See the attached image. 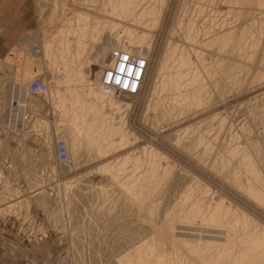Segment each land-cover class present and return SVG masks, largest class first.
<instances>
[{"label":"rangeland","instance_id":"rangeland-1","mask_svg":"<svg viewBox=\"0 0 264 264\" xmlns=\"http://www.w3.org/2000/svg\"><path fill=\"white\" fill-rule=\"evenodd\" d=\"M123 2L17 0L24 8L16 21L22 34L13 37L18 69L49 84L35 139L45 165L38 180L16 176L17 188L1 191L0 234L46 254L28 264H124L140 245L150 248L148 264L159 256L201 264L197 237L180 235L177 224L199 225L206 205L223 201L234 213L223 219L235 228L233 255L249 260L259 251L253 264H264V0H134L132 10ZM114 49L149 60L139 95L122 98L129 105L120 112L94 98ZM91 105L116 127L108 137L114 152L97 160L101 142L94 132L87 140ZM120 125L128 138L122 149ZM54 134L68 143L69 168H56ZM33 224L42 240L17 231Z\"/></svg>","mask_w":264,"mask_h":264},{"label":"crops","instance_id":"crops-1","mask_svg":"<svg viewBox=\"0 0 264 264\" xmlns=\"http://www.w3.org/2000/svg\"><path fill=\"white\" fill-rule=\"evenodd\" d=\"M16 2L17 0H0V115L7 106L11 90L13 88L20 90L33 78H31L30 72L26 74L25 70L20 71L18 69L20 65L17 64V55L14 50L15 39L13 37L22 34L21 28L24 24L17 25L16 21L22 19L23 15L18 13L24 8L19 5L16 9ZM23 67L22 64L21 68ZM27 78L30 79L27 81ZM36 103L40 105L41 102L39 103L38 100ZM54 120V116H49L51 131L54 130ZM40 123V121L32 122L29 125L27 131L24 132L26 140L22 143L16 140L17 137L6 132L0 124V182H3L0 193L5 189L15 190L17 187L13 181L17 177L34 180L41 178L43 165H45L42 153L45 152V149L35 140L40 135L36 131L37 128H40ZM45 255L22 244L16 235L5 236L0 234V264L6 262L28 264L26 260L28 257L44 259L46 258Z\"/></svg>","mask_w":264,"mask_h":264},{"label":"bare ground","instance_id":"bare-ground-1","mask_svg":"<svg viewBox=\"0 0 264 264\" xmlns=\"http://www.w3.org/2000/svg\"><path fill=\"white\" fill-rule=\"evenodd\" d=\"M124 1H126L127 3L130 2L129 4H127L126 2H123L122 3L123 5L121 4L123 6V9L124 10H132V9H135V8L138 7L137 2H132L134 0H128V1L127 0H124ZM36 37H35V35H32L31 37H29L27 39V42L29 43V42H33L34 41V46H35L37 44V38ZM67 46H68V44H67ZM124 46H126V45H124ZM132 48H134V47H131V46L130 47H127V49H130V50ZM35 49H37L36 46L34 47V51H35ZM136 49L137 48L135 47L134 50L136 51ZM67 50H69V49L66 48L63 52L60 53L59 58L61 60H64L65 61V56L66 55L64 56V53L67 54ZM80 56H81V54L79 52L78 53V57H80ZM66 66H67V64L64 65V68ZM99 73H100L99 76H101L103 74L102 69H100V72ZM97 85H98V88L99 89L98 88H95V91H94V95H96V97H94V98H96V100H97L96 102L103 104L104 99L106 97L107 100H109L108 104L110 106V109L111 110H115L116 112H120L121 111L120 108H122L125 105H127V107H128L129 103L123 102L122 101V98H119L118 99V97H117V101L116 102H113V99H115L114 96H113L114 95L113 90L107 91L106 88H105V86L99 80H98V84ZM29 98H31V101H32L31 104H32V106L33 107H37V108H39V106H38L39 104H37L36 101H38V100L39 101H44V100H42L40 98L39 99L38 98H35L34 96H29ZM101 108H102V106H101ZM101 108L98 109L97 106L91 105V118H90L89 127H88V131L89 132H88V139L87 140L88 141L90 140V136H91L90 134L94 132L96 134V136H95L96 142L97 141H100L101 142V144L99 145V147L96 149L97 150V154H95L96 155V160L97 159H101L102 157L110 154L115 149V146L113 145L114 142L113 143H110V140L111 139L108 140V137L111 136V135H113L116 132V127L115 126L113 127V125L115 123L114 124L111 123V124H113L112 126L108 125V124H110L109 123V117L111 115H106L105 116L104 114H102L101 113V111H102ZM123 108H122V110H124ZM112 116H115V112L112 113ZM111 118L112 117H110V119ZM122 120H123V118H122ZM111 121H115V120H111ZM44 122H47V121H44ZM97 124H99V126ZM123 124H125V121L123 122ZM97 126H98V129H97ZM94 128H96L97 130L94 129ZM120 131L122 132V137L120 138L121 140H120V143H119L118 147L121 148V146H124L128 142V138H127V133L123 129L121 130V125H120ZM0 132H1V130H0ZM113 136H111V137H113ZM92 137H93V134H92L91 138ZM96 142L93 143L94 146H95V144H97ZM70 155H71V150H70ZM70 166H72V164L69 165V166H65V168H69ZM134 185H135V187L133 186L134 187L133 191L135 190V192H136L137 189H135V188H137V187H136V184H134ZM141 185H142V183H141ZM140 187L142 189V186H140ZM221 200H222V198H221ZM221 202H223V201H219V202L218 201H215L214 203H211V204L209 203L208 205H206L204 216L202 217L200 215L202 217L201 220H203V223H200L199 225H196V224H194V221H193V224L184 223V221H183V222H180L179 224H177V228L179 229L178 233L180 235H183V236L197 237V239H198V240H196L197 243L192 244V247H193V250H195L198 253V261L201 260L200 261L201 264H208L209 262H211V264H253V263H255V261H258L260 259L259 258V255H257L259 253V251H258L257 254H254L253 253L254 255L252 254L253 256L251 255L252 257H250L249 260L246 259L247 257L243 256L244 254L242 256L241 255H233V253H232V249L233 248H232V244H231V239L230 238L233 235V231H234L235 228L233 227V224L230 227L229 225L226 226L224 224V222H223V219L227 215H230V213L232 212V209L230 207H228V208L225 207L224 208V206L222 205ZM200 206H201V204L197 203V205L195 207H199V209H200ZM202 208H204V207L201 206V212H202ZM190 209H192V208H190ZM189 213L192 216L193 215L195 216V214L196 215L199 214L200 211L194 210V208H193L192 211L189 212ZM232 214H234V213L232 212ZM197 218L195 217V219H197ZM236 220L238 221L239 219L236 218ZM244 221H245V219H244ZM189 237H186V238H189ZM203 238H206L207 240H204ZM217 240L218 241L220 240L219 242H223L224 241L226 244L225 243L219 244V242ZM258 240H259L258 243H259L260 248H263L262 250H260L261 251V254H264V234L263 233L259 237ZM185 242L186 243H191L192 241L190 239L189 240L186 239ZM228 242H230L229 245H228ZM144 246L145 245H140L139 247H136L134 249L133 253L130 255V258L129 259L125 258L127 256L126 255L124 257V259H123L124 260V264H148L149 261H148V259L145 258L144 252L147 253V250L149 251L150 248H146L145 249ZM184 246H186V245H184ZM219 248H221L220 249V252H219ZM248 252L246 251V253H248ZM242 253H245V252H242ZM224 255L229 257L228 260L222 259V257H224ZM186 261H187V259H186ZM156 264H169V263L167 261H165V259L162 256H159L158 259L156 260Z\"/></svg>","mask_w":264,"mask_h":264},{"label":"built area","instance_id":"built-area-1","mask_svg":"<svg viewBox=\"0 0 264 264\" xmlns=\"http://www.w3.org/2000/svg\"><path fill=\"white\" fill-rule=\"evenodd\" d=\"M148 63V58L142 55L132 53L129 50L114 49L108 54L104 64L106 67L98 80L105 86L107 91H116L118 98L134 99L141 91ZM48 92L49 84L41 76L32 78L20 90L12 89L7 106L0 115L1 127L12 136H21L28 129L30 123L42 120L45 115L43 109L32 106L29 96L46 101ZM53 146L57 169L73 164L70 148L64 138H58L54 134ZM35 224L27 231L23 229L24 225H20L17 231L22 234L25 233L29 240H42L41 236L36 238L37 234L33 233L32 229Z\"/></svg>","mask_w":264,"mask_h":264}]
</instances>
